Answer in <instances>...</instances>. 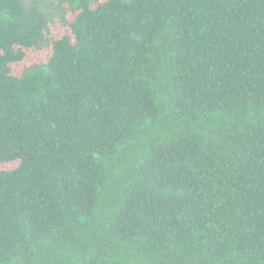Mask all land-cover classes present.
Here are the masks:
<instances>
[{"label":"trees","instance_id":"16d2710c","mask_svg":"<svg viewBox=\"0 0 264 264\" xmlns=\"http://www.w3.org/2000/svg\"><path fill=\"white\" fill-rule=\"evenodd\" d=\"M0 264H264V0H0Z\"/></svg>","mask_w":264,"mask_h":264}]
</instances>
